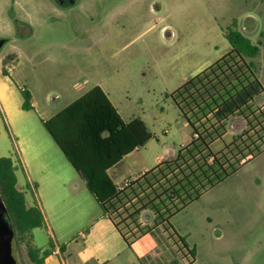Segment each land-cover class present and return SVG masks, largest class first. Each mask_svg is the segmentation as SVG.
I'll use <instances>...</instances> for the list:
<instances>
[{
	"label": "rangeland",
	"instance_id": "374dc122",
	"mask_svg": "<svg viewBox=\"0 0 264 264\" xmlns=\"http://www.w3.org/2000/svg\"><path fill=\"white\" fill-rule=\"evenodd\" d=\"M60 1L0 0V39L7 40L0 50V80L12 81L0 106V156L22 154L39 186L41 202L30 197V203L47 215L51 198L63 218L83 214L74 197L76 170L43 123L79 93L101 86L123 121L144 119L154 139L132 158L143 157L154 168L157 157L177 151L191 135L171 95L230 51L229 29L237 26L260 42L254 62L264 86V0ZM20 89L30 92L37 109H22ZM231 126L234 134L244 130L241 120ZM231 139L229 131L225 142ZM223 147L218 142L212 149ZM262 192L264 153L170 224L195 250L197 264H264ZM153 221L146 211L139 223L153 227ZM171 239L164 227L143 239L137 248L144 264H192L179 240ZM50 244H56L50 228H37L14 238L13 254L18 264H34L29 248L42 256L52 251Z\"/></svg>",
	"mask_w": 264,
	"mask_h": 264
},
{
	"label": "trees",
	"instance_id": "16d2710c",
	"mask_svg": "<svg viewBox=\"0 0 264 264\" xmlns=\"http://www.w3.org/2000/svg\"><path fill=\"white\" fill-rule=\"evenodd\" d=\"M226 37L230 51L171 95L192 127L194 140L181 148L175 158L161 161L136 178L124 191L115 186L108 171L154 139L142 119L123 121L104 90L95 86L43 122L104 215L117 228H147V233L140 229L146 235L162 227L166 231L173 229L170 221L174 216L264 153V105L256 104V99L264 95V86L254 62L260 55V42L253 43L237 26L229 29ZM20 90L22 109L31 111V94ZM235 117L243 120L245 130L234 136L224 150L215 153L212 144L223 140L228 122ZM18 169L19 164L11 157H0V192L15 238L24 239L34 229L44 227L45 219L40 206H30L25 192L18 187ZM146 211L154 215L153 227L139 223ZM177 237L188 257L194 259L195 251ZM28 253L34 264H44L50 256L47 252L41 256L34 247Z\"/></svg>",
	"mask_w": 264,
	"mask_h": 264
},
{
	"label": "crops",
	"instance_id": "0c3cea01",
	"mask_svg": "<svg viewBox=\"0 0 264 264\" xmlns=\"http://www.w3.org/2000/svg\"><path fill=\"white\" fill-rule=\"evenodd\" d=\"M29 26L31 27V25ZM1 76L2 75H0V77ZM10 83H12V81L9 76L3 77V80H0V106L1 107H2L1 100L5 99L6 93L10 92V87H11ZM88 91H85L84 93H79L81 92V90H77V93H79V96L74 101H76L77 99L85 95ZM104 92L106 93L110 101L112 102L110 95L105 90ZM58 97L59 96H57L56 99H59ZM74 101H72L71 103H73ZM71 103H69V105ZM112 104L114 105L113 102ZM256 104L259 106H263L264 102L259 103L257 102V99H256ZM31 106L33 108L32 110L37 109V103L34 101L33 97L31 99ZM56 114L57 113L52 115L49 119H51ZM49 119H47L46 121H48ZM142 120L144 121V119ZM233 120H241L243 122V120L238 117L230 119V121L228 122V131L225 134L223 140L215 142V143L222 142L224 144L223 149H221L218 152H221L222 150H224L225 146L232 142L234 136L238 135V134H234V132L231 129L232 128L231 122ZM187 124L189 125L188 122ZM190 128H191V135H190L189 141L182 144L177 151L172 150L167 156L161 155L157 157L156 158L157 165L161 161L170 160V159L175 158L181 148L187 146L194 140L195 133L191 126ZM244 130H245V124H244ZM229 131H230V135H232V139L230 142L226 143L225 138L229 134ZM215 143L212 144V147ZM140 151L141 149H138L134 151L133 153H131L130 155L126 156L120 163H118L117 165H115L108 171V175L113 181V183L115 184V186H119L127 180L136 179L139 176L143 175L145 172L153 168L147 164L146 160L143 157L141 159H138V160H141L140 162L137 159L132 158L134 155L140 153ZM218 152H215V153H218ZM10 157L14 160L15 164H19V169L16 172L17 179H18V187L23 192H25L28 204L30 206H33L34 203H30V197H33L34 200L35 199L38 201L40 200L39 186L29 176V173L27 172V166L23 159L22 154L20 153L18 158H16L14 157V153H13L11 154ZM251 163L252 161L246 164L244 167H242L241 170ZM77 175L79 177L78 178L79 180H75L76 182L74 183L76 186L75 188L78 191L74 197L76 198L77 203H79V205L81 206V209H82L81 213H83L81 216L77 218L73 217L71 219L63 218V215H61L56 209L53 198L48 200L49 201L48 202V215H47V211H45L42 206L40 207L43 212L44 219H45V225L42 228H50V233L52 234L56 242V244H50L52 245L51 246L52 251L50 252V256L45 259L44 264H51V263H56V264H144V262L141 260L140 254L138 253L137 245L140 242H142L143 239H147L150 236V234L148 235L141 234L140 229H142L144 233H147L148 229L147 228H136L135 226H132V228H124L123 226H120L119 228H117L114 222L110 218H108L106 215H104L98 202L95 200L93 195L87 189L86 182L80 177L78 173ZM261 187H263L262 184H261ZM261 196L264 197V192H262ZM166 232L167 234H169V236H171L172 241L174 242L176 241L174 240V237L179 240V238L177 237L178 234L174 229L171 228L169 229V231H166ZM132 233L137 234V236L131 237ZM60 241H63L65 243L61 245ZM179 243L181 242L179 241ZM56 245L60 246L62 249L63 254L61 256L53 255V250ZM63 247L65 248L63 249ZM183 250L185 249L183 248ZM185 255H187V253H185ZM250 258L251 257L247 256L246 258L247 261H251ZM187 259L191 260L192 264H197L196 257L192 259L187 256Z\"/></svg>",
	"mask_w": 264,
	"mask_h": 264
},
{
	"label": "water",
	"instance_id": "95a60500",
	"mask_svg": "<svg viewBox=\"0 0 264 264\" xmlns=\"http://www.w3.org/2000/svg\"><path fill=\"white\" fill-rule=\"evenodd\" d=\"M76 0H61L63 6L74 4ZM7 40L0 39V50L3 48ZM15 238L14 226L0 192V264H18L13 254V240Z\"/></svg>",
	"mask_w": 264,
	"mask_h": 264
},
{
	"label": "built area",
	"instance_id": "2783aa9c",
	"mask_svg": "<svg viewBox=\"0 0 264 264\" xmlns=\"http://www.w3.org/2000/svg\"><path fill=\"white\" fill-rule=\"evenodd\" d=\"M24 90V89H23ZM135 179H132V180H127L125 181L123 184L119 185V190L120 191H124L127 189V187L130 185V183L132 181H134ZM63 253H62V249L60 246H55L54 250H53V255L54 256H61Z\"/></svg>",
	"mask_w": 264,
	"mask_h": 264
},
{
	"label": "flooded vegetation",
	"instance_id": "af4514ba",
	"mask_svg": "<svg viewBox=\"0 0 264 264\" xmlns=\"http://www.w3.org/2000/svg\"><path fill=\"white\" fill-rule=\"evenodd\" d=\"M65 1H67V2H68L69 0H65Z\"/></svg>",
	"mask_w": 264,
	"mask_h": 264
}]
</instances>
